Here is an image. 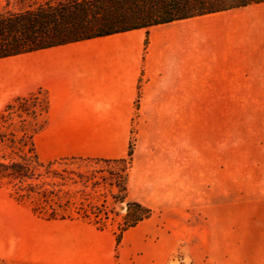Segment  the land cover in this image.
<instances>
[{
    "label": "crops",
    "instance_id": "1",
    "mask_svg": "<svg viewBox=\"0 0 264 264\" xmlns=\"http://www.w3.org/2000/svg\"><path fill=\"white\" fill-rule=\"evenodd\" d=\"M47 91L42 162L127 158V198L152 215L124 231L45 221L25 264H264V2L0 59V111ZM210 133L226 204L185 233L186 134ZM133 134L135 138L133 140ZM194 256H189L190 250Z\"/></svg>",
    "mask_w": 264,
    "mask_h": 264
},
{
    "label": "trees",
    "instance_id": "2",
    "mask_svg": "<svg viewBox=\"0 0 264 264\" xmlns=\"http://www.w3.org/2000/svg\"><path fill=\"white\" fill-rule=\"evenodd\" d=\"M264 0H58L19 12L0 14V59L80 42L96 37L149 28L197 16L232 10ZM49 110L48 93L42 88L26 96L12 97L0 111V188L18 204L45 220H81L106 229L107 214L63 198L56 188L65 178L53 167L66 161L123 164V176L115 183V198L125 203L126 213L116 232L117 245L124 231L148 219L152 211L127 201L128 169L134 142L127 158L104 160L62 158L42 162L35 146ZM93 216V217H92Z\"/></svg>",
    "mask_w": 264,
    "mask_h": 264
},
{
    "label": "rangeland",
    "instance_id": "3",
    "mask_svg": "<svg viewBox=\"0 0 264 264\" xmlns=\"http://www.w3.org/2000/svg\"><path fill=\"white\" fill-rule=\"evenodd\" d=\"M47 2L54 5L58 0H0V14L35 8ZM134 138L135 134L133 140ZM53 168L65 178V184L56 189L63 198L72 200V208L83 205L96 212H105L106 229H112L116 234L126 213L125 203H118L113 199L117 193L114 184L123 176V164L66 161ZM214 169L209 131L203 130L201 135L187 133L186 212L185 228L182 230L186 241L181 243L175 254L178 259L184 256L183 248L193 240L194 223L201 222L203 227H207L204 223L209 215V207L217 205L218 210H222L221 206L226 204L224 166H218L217 178ZM127 201L130 200L127 198ZM41 224L45 225V220L35 216L29 205L16 203L9 197L7 190L0 188V264H25L17 259L18 256H47L46 248L37 251V231L46 230ZM189 256H194L192 248Z\"/></svg>",
    "mask_w": 264,
    "mask_h": 264
}]
</instances>
